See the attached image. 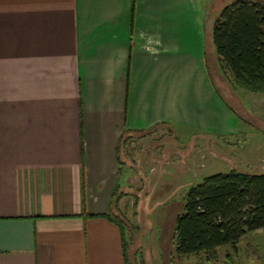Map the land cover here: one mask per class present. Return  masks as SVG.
I'll return each instance as SVG.
<instances>
[{"label":"crops","instance_id":"crops-1","mask_svg":"<svg viewBox=\"0 0 264 264\" xmlns=\"http://www.w3.org/2000/svg\"><path fill=\"white\" fill-rule=\"evenodd\" d=\"M210 38L204 0H0V264H132L134 144L239 131Z\"/></svg>","mask_w":264,"mask_h":264},{"label":"rangeland","instance_id":"rangeland-1","mask_svg":"<svg viewBox=\"0 0 264 264\" xmlns=\"http://www.w3.org/2000/svg\"><path fill=\"white\" fill-rule=\"evenodd\" d=\"M204 1L210 32L222 8L235 0ZM208 43L219 93L237 109L239 131L234 136L191 140L165 130L134 144L128 161L138 165L137 178L128 186L131 204L119 216L126 225L132 264H172L173 258L176 264H207L205 254L175 255L174 228L191 187L219 172H264V94L235 86L232 74L215 64L213 39ZM213 263L264 264V229L219 247Z\"/></svg>","mask_w":264,"mask_h":264},{"label":"trees","instance_id":"trees-1","mask_svg":"<svg viewBox=\"0 0 264 264\" xmlns=\"http://www.w3.org/2000/svg\"><path fill=\"white\" fill-rule=\"evenodd\" d=\"M213 41L216 64L232 74L234 85L264 94V4L255 0L226 4L216 19ZM116 218L126 231L123 220ZM260 228L264 229V172H219L188 192L174 228L175 255L205 254L207 264H214L219 247L234 245ZM128 253L126 243L129 260Z\"/></svg>","mask_w":264,"mask_h":264}]
</instances>
